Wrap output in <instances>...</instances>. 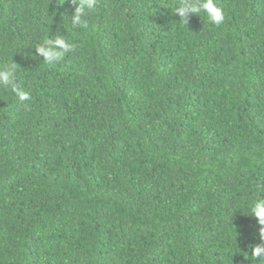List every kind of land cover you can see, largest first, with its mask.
Masks as SVG:
<instances>
[{"label":"trees","instance_id":"1","mask_svg":"<svg viewBox=\"0 0 264 264\" xmlns=\"http://www.w3.org/2000/svg\"><path fill=\"white\" fill-rule=\"evenodd\" d=\"M216 3L0 0V264H264V0Z\"/></svg>","mask_w":264,"mask_h":264},{"label":"clouds","instance_id":"2","mask_svg":"<svg viewBox=\"0 0 264 264\" xmlns=\"http://www.w3.org/2000/svg\"><path fill=\"white\" fill-rule=\"evenodd\" d=\"M77 4L75 9L73 25L87 27V22L83 18L96 8L97 0H74ZM175 14H178L182 21H188V15L204 12L207 15L209 22L220 25L223 23L224 15L220 7L217 6L216 0H178V6L174 9ZM45 41L44 43H47ZM44 43L37 45V51L42 54L48 63H53L61 58L64 52L71 51L74 48L72 43L67 42L63 37H58L54 41L55 48H47ZM15 65L5 66L0 69V87L11 88L21 101L29 99V92L17 87ZM248 216L258 218L261 226H264V199H259L254 202L251 208L248 209ZM259 243L250 246V257L257 262L264 260V227L259 231Z\"/></svg>","mask_w":264,"mask_h":264}]
</instances>
